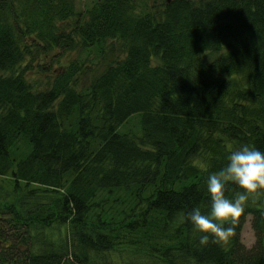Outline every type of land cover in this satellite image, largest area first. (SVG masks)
Segmentation results:
<instances>
[{
  "label": "trees",
  "instance_id": "16d2710c",
  "mask_svg": "<svg viewBox=\"0 0 264 264\" xmlns=\"http://www.w3.org/2000/svg\"><path fill=\"white\" fill-rule=\"evenodd\" d=\"M145 6L0 0V264H264V196L227 245H200L185 219L210 212L207 179L230 150L264 152V0ZM112 41L122 56L105 60ZM30 46L101 67L77 90L73 58L33 93L20 66Z\"/></svg>",
  "mask_w": 264,
  "mask_h": 264
},
{
  "label": "clouds",
  "instance_id": "9594fccd",
  "mask_svg": "<svg viewBox=\"0 0 264 264\" xmlns=\"http://www.w3.org/2000/svg\"><path fill=\"white\" fill-rule=\"evenodd\" d=\"M227 159V165L209 174L207 179L210 212L202 214L201 209L196 207L185 217L201 233L199 244L202 246L209 243L227 245L249 199L255 201L264 196V152L244 145L230 150ZM229 184H235L242 190L231 199L225 195Z\"/></svg>",
  "mask_w": 264,
  "mask_h": 264
},
{
  "label": "rangeland",
  "instance_id": "374dc122",
  "mask_svg": "<svg viewBox=\"0 0 264 264\" xmlns=\"http://www.w3.org/2000/svg\"><path fill=\"white\" fill-rule=\"evenodd\" d=\"M92 0H74L75 7L78 10L83 9L87 4H89ZM196 2V0H193ZM145 7L150 9L152 12L154 11L158 14L165 0H142ZM71 22L64 23V27H70ZM29 44L30 41H27ZM30 55L26 56L23 62L20 64L21 68L24 66H28L29 69L23 72L25 81L28 83L30 90L33 93H37L43 90H46L53 79V76L56 72H58L62 65H66L71 59L76 58L80 61H83L84 68L82 73H80L75 81V86L77 90L80 87L87 85L92 76L93 72L101 67L100 60L97 56L91 58L93 55H87L84 52L80 53L73 50H68L59 54L58 50H52L51 52H43L41 50H37L35 47L29 48ZM220 51L218 50H210L204 51L198 54V58L202 62L210 61L214 56H216ZM122 56L119 51V47L116 41H112L110 47L104 48V59L111 60L114 59V56ZM151 63L153 65L159 63V59L156 56H153L151 59ZM0 75H7V72L0 71ZM130 124L135 123V118L131 117L129 122ZM8 183V176H0V184L4 187ZM241 242L249 247L253 243L254 237L252 230L249 225V216H246V220L243 223L241 233H240Z\"/></svg>",
  "mask_w": 264,
  "mask_h": 264
}]
</instances>
